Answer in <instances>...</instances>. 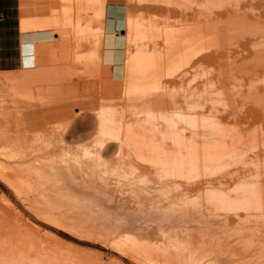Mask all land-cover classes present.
Returning a JSON list of instances; mask_svg holds the SVG:
<instances>
[{
    "label": "rangeland",
    "instance_id": "374dc122",
    "mask_svg": "<svg viewBox=\"0 0 264 264\" xmlns=\"http://www.w3.org/2000/svg\"><path fill=\"white\" fill-rule=\"evenodd\" d=\"M106 4L125 7L121 41L104 31ZM20 10L38 18L21 16L19 30L43 35L27 37L32 47L25 60L21 48L17 71L0 70V173L21 163L9 154L24 145L28 158L56 157L64 170L68 164L79 184L64 176L59 183L10 184L0 175V247L18 246L26 264H264V212L253 208L259 198L247 197L248 209L227 211L217 196L241 198L248 184L264 189V0H20ZM76 18L88 32L77 40L83 46L72 48ZM136 25L140 36L132 31ZM195 28L205 30L207 42L191 48ZM138 49L158 57L152 75L160 87L134 102L136 109L123 95V80ZM100 61L112 64L119 79L102 73ZM102 102L112 103L113 114L123 111L124 123L136 119L141 130L150 128L149 108L158 129L153 135L173 128L204 145L196 175L176 177L179 187H169L173 177L127 144L110 143L100 156L89 151ZM190 117L200 124L181 119ZM69 120L84 124L61 137ZM161 141L165 151L175 150L168 137ZM209 141L222 153L218 161L204 149ZM62 147L71 152L65 160Z\"/></svg>",
    "mask_w": 264,
    "mask_h": 264
},
{
    "label": "bare ground",
    "instance_id": "6f19581e",
    "mask_svg": "<svg viewBox=\"0 0 264 264\" xmlns=\"http://www.w3.org/2000/svg\"><path fill=\"white\" fill-rule=\"evenodd\" d=\"M22 1V0H21ZM25 2V1H23ZM26 4V2H25ZM24 5V4H23ZM26 6V5H25ZM23 9L22 10H25L24 7H22ZM161 8V7H160ZM73 18V17H72ZM75 18V17H74ZM33 26V25H32ZM31 26V27H32ZM36 26V25H34ZM204 28V26H201ZM209 27V26H208ZM33 28V27H32ZM36 30H38L39 32H44L45 30L40 28L38 26V28H34ZM142 26L141 25H136L132 28V31H134L136 33V36H140V34H143V30H142ZM70 30L72 31V33L75 35L76 38L75 39V44L72 45V48H78L80 46H83L82 42L79 43V41H77L78 39H81V37H83V35L86 34V32H88V29H86V26H82L77 18L76 19H72V23H71V27H70ZM205 31V30H203ZM202 30L198 29V28H195L192 34V38H190V43L189 47H194L195 45L197 44H201L203 41H206V38L204 35V32ZM21 32H23L21 30ZM207 32V31H206ZM29 33V32H28ZM35 39V37H33ZM50 39V38H49ZM209 39V38H208ZM171 40V39H170ZM33 41V40H32ZM31 41V42H32ZM36 41V40H35ZM38 41H41V40H38ZM168 41V40H167ZM173 41V39H172ZM42 42V41H41ZM112 42V41H111ZM117 42V41H116ZM207 42V41H206ZM30 41L29 39H24L23 40V43H22V53H24V60L25 58L27 57L28 53L30 52L31 50V45L29 44ZM110 43V42H109ZM171 43V42H170ZM105 44V43H104ZM33 45V44H32ZM37 45V44H36ZM46 45V44H44ZM135 45V44H134ZM42 46V45H41ZM47 46V45H46ZM53 46V45H52ZM85 46V45H84ZM54 47V46H53ZM56 47V46H55ZM54 47V48H55ZM126 47V46H125ZM199 47V46H198ZM46 48V47H44ZM59 48V47H57ZM128 48V47H127ZM125 48V49H127ZM190 48V49H191ZM197 48V47H196ZM195 48V49H196ZM42 49V48H41ZM119 49V48H118ZM135 49V48H134ZM189 49V50H190ZM194 49V48H193ZM40 50V49H39ZM69 50V49H68ZM74 50V49H73ZM139 50V49H138ZM135 51V54L130 58V62L131 63V68H133V70L130 68L129 70H132L131 72H129V74L126 72L125 74H128L129 77L126 81L125 79V82L123 80V83L126 84L124 85V88L123 89L124 91V96L125 98L132 103L134 102H138V101H141L143 100V98L145 97H148L147 95L153 93V90L157 89L158 88V80H157V77L154 76V74L152 75L153 72V69L155 68V66L157 65L158 61H157V58H154L156 56H153V54H149V52L147 53L145 51V49H140L139 51ZM203 50V48L199 47V49L196 51L197 54L200 53V51ZM45 51V50H44ZM59 51V49H58ZM120 51V50H118ZM128 51V50H127ZM66 52V51H65ZM70 52V51H69ZM133 52V50H132ZM155 52V51H154ZM183 52V51H182ZM130 53V52H129ZM128 53V54H129ZM181 53V52H180ZM195 53V54H196ZM58 54V53H57ZM127 54V55H128ZM196 54V55H197ZM69 55V53H68ZM161 55V54H160ZM29 56V55H28ZM126 56V55H125ZM130 56V55H129ZM57 57V56H56ZM72 57V55H71ZM123 57V56H122ZM128 57V56H127ZM70 58V56H69ZM121 58V57H120ZM126 59V58H125ZM56 60V58H55ZM70 60V59H69ZM98 60V59H97ZM111 60V59H110ZM117 60V59H116ZM168 60V59H167ZM175 60V59H174ZM68 61V60H67ZM75 61H76V57H75ZM128 61V60H127ZM25 62V61H24ZM23 62V63H24ZM27 62V60H26ZM29 62V61H28ZM59 62V61H58ZM92 62V61H91ZM90 62V65H92V63ZM94 62V60H93ZM97 62V61H96ZM61 63V62H60ZM68 63V62H67ZM99 63V61H98ZM127 63V62H126ZM66 64V63H65ZM63 64V65H65ZM95 64V62H94ZM93 64V65H94ZM24 65H27V64H24ZM124 65H126L124 63ZM128 68H129V64L127 65ZM127 66H125V68L127 69ZM92 67V66H91ZM90 67V68H91ZM26 68V67H25ZM124 68V69H125ZM125 69V70H126ZM98 70V69H97ZM151 70V72H150ZM156 70V69H155ZM92 71V70H91ZM124 72V71H123ZM163 75V74H162ZM124 76V75H123ZM156 77V78H155ZM4 78L7 80V81H14V79L16 78L15 75L13 74H4ZM89 82V81H88ZM99 83V82H98ZM72 85V84H71ZM95 85V84H94ZM126 86V87H125ZM89 87V86H88ZM93 87V86H92ZM160 87V86H159ZM98 90V89H97ZM124 98V97H123ZM146 100V98H145ZM137 103H134V106L135 108L137 107L136 106ZM112 106V103H107V102H102L99 104V108H98V111L96 112V115L94 117V120H93V128H94V137L93 139L91 140V144L89 145V147L87 145H85L86 147L88 148H92L89 149V151H91L92 153H94L95 155L97 156H100V153L102 150L104 149H108L109 147H111V144L110 143H116L115 146H116V149H118L119 147H121L122 144H127L128 146H131L134 150H135V156L138 157L139 159H141L142 161L146 162V163H149L151 166H161L164 171V173L168 176H172L173 178L170 179L171 182L168 183L169 187H179V183H177L175 181L176 177H191L193 175H196L195 173L199 170L198 169V164H200V160H199V151L204 147V145H202L203 147H201L200 149V145L201 143H196L195 140L193 139H189L187 140L185 137L181 136L180 133H178V131H176L177 133H175L172 129L173 128H167L165 130H162L159 129V131L161 132L160 133V138L156 135H153V132L157 131V127H153L154 124L153 121L152 122V119L154 117V115L152 114V112H150V110L148 111L147 109V105H146V119H144V121L147 123L146 126L150 125V128H147L146 130H141L140 128H138L139 126V123L136 119L134 120V122H129V123H124L125 121H122V113L123 111H120V113H117V114H113L111 111H110V107ZM150 107V104L148 105ZM191 106V105H190ZM139 108V107H138ZM137 109V108H136ZM135 109V111H136ZM140 109V108H139ZM138 109V110H139ZM136 111V112H142V111ZM144 110V109H143ZM50 112V111H49ZM191 112V111H190ZM188 111V113H190ZM251 112V111H250ZM180 113H183V112H180ZM193 113V111H192ZM48 114V113H47ZM46 114V115H47ZM155 114V113H154ZM57 115V114H56ZM43 116V115H42ZM49 116V114H48ZM130 116V114H129ZM165 117V116H164ZM250 118V117H249ZM183 119V121L187 122L190 126H196L199 125V121H197L196 119H193L192 117H190L189 119H186V118H181ZM72 120V119H71ZM71 120H69L63 127H62V131H59L61 134L60 135L61 137L63 136L64 133H74L76 131L79 130V126H82L84 124V121H74L72 122ZM164 120L166 121V124H168V126H172L173 125V121H171L170 119L168 118H164ZM128 121V120H127ZM126 121V122H127ZM60 124V122H59ZM144 125V124H143ZM152 125V127H151ZM167 126V125H166ZM55 127V126H54ZM61 127V125L59 126ZM53 129V128H52ZM54 130V129H53ZM57 130V128L55 129ZM92 130V129H91ZM90 131V130H89ZM148 132V133H147ZM165 132H170L171 134H167L165 135L164 133ZM57 133V136L58 135V132ZM55 134V133H54ZM86 134V133H85ZM93 134V133H92ZM180 134V135H179ZM55 136V137H57ZM83 137V136H82ZM164 137H168L170 139V141L172 142L173 144V147L175 148L174 151H165L163 149V146L162 145V141L161 139H163ZM159 140H158V139ZM80 139V138H79ZM25 141V140H24ZM167 141V140H166ZM202 142V141H201ZM22 142H20V145H21ZM26 143V142H24ZM215 143V142H213ZM23 144V143H22ZM27 144V143H26ZM205 144V143H203ZM207 146L206 149L208 154L210 155L211 153V157L207 154L211 159L213 160H216L218 161L217 159H219L218 157L220 156V154H222L220 151L218 150H215V148L217 146H215L214 144H212L210 141L209 143L207 142ZM1 146H3L2 144H0ZM16 146H20L19 143L15 144ZM13 144V146H15ZM257 145V144H256ZM5 146V145H4ZM3 146V147H4ZM9 146V145H8ZM7 146V147H8ZM11 145V147H13ZM28 146V145H27ZM123 146V145H122ZM163 146V147H162ZM21 147V146H20ZM10 149V147H8ZM85 148V147H84ZM218 148V147H217ZM3 149V148H2ZM12 149V148H11ZM16 148H14L15 150ZM26 146L24 147L23 145V148L21 149L20 152H17L14 154V153H11V155L9 154V157H14L16 155H18V162H21L20 164H18L17 166H15L16 168L15 169H8L10 170V173H8V175H3V172L2 174L0 173L1 177H3V179L7 182V183H10L12 184V181L13 183H17L16 181L18 180L19 183L20 182H26V179H34V180H40L41 182H46V181H50L52 183H59L61 181V178L64 177H67V179L70 181L72 180H75V175L73 174V172L70 170V166H68V164H65V170L61 168V164H63V161L62 163H58V159L56 157H51L49 158V160L45 161H42L41 158L42 156H39L41 158H38L39 156L36 154L37 158H28V155H30V151H28V155L26 154ZM122 149V148H120ZM1 150V148H0ZM29 150V149H28ZM215 150V151H214ZM7 151V150H6ZM9 151V150H8ZM11 151V150H10ZM13 151V150H12ZM1 152V151H0ZM31 152H34L33 150ZM62 152H63V157H64V160H65V156L66 155H71V152L69 151L68 148L66 147H62ZM201 153L203 152V149L200 151ZM3 152H1L2 154ZM66 154V155H65ZM204 154V155H205ZM261 154V153H259ZM259 154H256V156ZM44 155V154H43ZM5 156V154H4ZM8 156V155H7ZM27 156V157H26ZM35 157V155H33ZM31 156V157H33ZM202 156V154H201ZM61 157V156H60ZM61 157V158H63ZM11 158V159H12ZM15 159V157H14ZM40 159V160H39ZM203 159V158H202ZM8 160V159H7ZM58 160V161H57ZM62 160V159H61ZM164 160H167V161H164ZM204 161V160H203ZM60 162V161H59ZM67 162V161H65ZM13 164V163H12ZM17 164V163H16ZM3 165V164H2ZM13 166V165H12ZM7 166L4 165V168H6ZM8 168V167H7ZM14 168V167H13ZM5 172V174H7ZM17 179V180H15ZM66 179V178H65ZM64 180V178H63ZM178 180V179H177ZM15 181V182H14ZM67 181V180H66ZM76 181V180H75ZM35 182V181H34ZM38 182V181H37ZM62 182V181H61ZM73 183V182H72ZM77 183V181H76ZM18 184V183H17ZM44 184V183H43ZM79 184V182L77 183ZM76 184V185H77ZM69 185V184H68ZM24 187V186H23ZM78 187V186H77ZM186 188V187H185ZM242 188L244 189V191H246L245 193H241L243 196L241 198H238V199H228L227 197L225 196H220L217 195L218 197H222L220 200V202L218 201L219 198H217V202L221 203V205L226 208V210H234V209H239V208H243L247 201H249L247 199V197H250V196H254V197H258L259 200H257L256 198V201H255V204H253V208L255 210H258L260 211L261 213L264 212V199H262V196L264 197V189L258 187V186H253V185H244L242 186ZM241 188V189H242ZM82 189V188H81ZM192 190H196L197 187L194 186L192 188H190ZM33 192V191H32ZM71 194V193H70ZM68 194V195H70ZM88 194V193H87ZM246 194V195H245ZM216 196V195H215ZM213 195V197H215ZM74 197V196H72ZM77 196H75L76 198ZM252 198V197H251ZM216 199V198H215ZM77 200V199H76ZM252 201V200H251ZM159 202V201H158ZM163 202V201H162ZM161 202V203H162ZM168 204V201L166 203V205ZM250 204V203H248ZM162 205L164 206V204L162 203ZM220 205V204H219ZM220 205V206H221ZM154 206H157V204H155ZM153 206V207H154ZM161 206V205H160ZM171 206V205H170ZM247 206V205H246ZM245 206V207H246ZM252 206V205H251ZM250 207V206H249ZM172 208V207H171ZM160 210L162 208H159ZM246 209H248L246 207ZM154 209L152 208V211ZM156 210V209H155ZM154 210V212H155ZM172 210V209H171ZM175 210V209H174ZM227 210V211H228ZM151 211V210H150ZM173 211V210H172ZM235 211V210H234ZM249 211V210H247ZM157 213V212H156ZM155 213V214H156ZM161 213V212H159ZM185 213V212H184ZM183 213V214H184ZM247 213V212H246ZM260 213V214H261ZM158 216V215H157ZM153 217V216H152ZM160 217V216H158ZM155 218V217H154ZM159 219V218H158ZM15 225V224H14ZM19 226V225H17ZM23 230V229H22ZM23 232V231H22ZM28 233V232H27ZM24 234V233H23ZM14 235L16 236V233H14ZM5 236V235H4ZM10 236V235H9ZM18 236V235H17ZM32 236V235H31ZM5 238V237H4ZM15 238V237H14ZM11 239V238H10ZM13 239V238H12ZM22 239V238H21ZM26 239V238H25ZM57 241V240H56ZM7 243H9V241H6ZM19 242V241H18ZM25 242V241H24ZM58 242V241H57ZM61 242V241H60ZM21 243V242H20ZM12 244V243H11ZM16 244H17V241H16ZM30 244V243H29ZM13 245V244H12ZM18 245V244H17ZM23 245V244H22ZM32 245V244H31ZM35 245V244H34ZM25 246V245H24ZM6 247V246H5ZM4 247V248H5ZM10 247V246H8ZM28 247V246H27ZM33 247V246H32ZM11 248V249H10ZM9 249L10 250H3V248L0 247V264H26L24 262V257L19 249L18 246H13V247H10ZM47 248V247H46ZM27 249H30L27 248ZM24 251V250H23ZM22 251V252H23ZM25 253V252H23ZM28 255V254H27ZM62 257V256H61ZM29 258H30V255H29ZM68 257H66L67 259ZM39 259V258H38ZM49 260V259H48ZM35 261V260H33ZM42 261V260H41ZM60 261V260H59ZM29 263V262H28ZM27 263V264H28ZM38 264V263H37ZM52 264V263H51Z\"/></svg>",
    "mask_w": 264,
    "mask_h": 264
},
{
    "label": "crops",
    "instance_id": "0c3cea01",
    "mask_svg": "<svg viewBox=\"0 0 264 264\" xmlns=\"http://www.w3.org/2000/svg\"><path fill=\"white\" fill-rule=\"evenodd\" d=\"M105 18L103 20L104 31H112L115 36L122 40L125 35V29L122 23V16L125 12V7L119 4H106ZM0 61L1 71H17L22 66L21 48L24 39L27 37H34L43 35V33L31 32L23 33L19 30V20L21 16L27 18H38L29 14L26 10L21 14L20 0H0ZM39 17H42L40 15ZM115 18L113 24L111 18ZM52 34V31H49ZM52 40V37L49 41ZM117 47H121L119 44ZM101 47H99V55ZM99 70L102 73H109L111 79L118 80L119 78L113 76V66L109 63H102L100 61Z\"/></svg>",
    "mask_w": 264,
    "mask_h": 264
},
{
    "label": "built area",
    "instance_id": "2783aa9c",
    "mask_svg": "<svg viewBox=\"0 0 264 264\" xmlns=\"http://www.w3.org/2000/svg\"><path fill=\"white\" fill-rule=\"evenodd\" d=\"M0 18H1V14H0Z\"/></svg>",
    "mask_w": 264,
    "mask_h": 264
}]
</instances>
